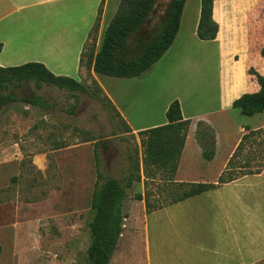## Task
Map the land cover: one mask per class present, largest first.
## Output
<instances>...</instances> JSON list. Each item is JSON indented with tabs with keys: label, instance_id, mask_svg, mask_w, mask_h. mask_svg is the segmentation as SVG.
Returning <instances> with one entry per match:
<instances>
[{
	"label": "crops",
	"instance_id": "0c3cea01",
	"mask_svg": "<svg viewBox=\"0 0 264 264\" xmlns=\"http://www.w3.org/2000/svg\"><path fill=\"white\" fill-rule=\"evenodd\" d=\"M119 2L0 0V68L39 63L54 76L80 82V57L98 13L102 32ZM218 5L223 10L217 14ZM199 16L200 0H185L173 44L142 76L118 79L92 72V79L128 132L137 137L140 131L166 125V110L178 100L182 118L191 124L175 183L216 185L244 133L242 127H248L232 121L238 111L231 105L241 95L258 91L255 77L248 74L250 69L264 76L260 53L246 52V45L264 41V4L257 0L215 1L212 19L218 33L214 41L197 38ZM195 46L203 48L194 56L204 73L213 71V47L219 56V80L212 99L201 92L200 97L191 94L187 100L178 94L162 100L164 91L187 74V59ZM204 83L209 89L208 82ZM199 121L214 131L216 147L211 161L203 159L196 140ZM233 131L236 134L231 140L228 134ZM184 168L199 173L198 182L182 178ZM209 169L213 170L211 178L202 175ZM139 185L137 194L143 196V180ZM123 214L122 232L109 264L112 260L113 264H264V169L150 212L143 200L126 198Z\"/></svg>",
	"mask_w": 264,
	"mask_h": 264
},
{
	"label": "rangeland",
	"instance_id": "374dc122",
	"mask_svg": "<svg viewBox=\"0 0 264 264\" xmlns=\"http://www.w3.org/2000/svg\"><path fill=\"white\" fill-rule=\"evenodd\" d=\"M257 1L264 4V0ZM168 4L169 0H157L155 12L143 28L145 42L159 30ZM222 10L218 5L217 14ZM100 23L101 18L89 37L81 68L80 82L90 91L95 86L85 62L99 48L107 27L101 32ZM129 44L133 45V41ZM246 46V52L260 53L264 41ZM201 51V47L191 49L187 74L164 91L162 100L175 94L187 100L191 94L198 93L200 97L201 92L212 99L219 80V56L213 47V71L204 73L194 56ZM234 57L237 61L239 56ZM203 82H208L209 89ZM5 93L15 101L0 111V264H85L96 171L105 178L122 181L135 157L140 158L139 138L128 132L115 108L100 99L46 84L36 87L33 82L0 92ZM26 98H38L39 104L26 103ZM234 113L235 124H248L251 130H259L256 142L243 150L240 162L250 158L264 160V115L250 119ZM233 134L236 131L230 132L228 138L232 140ZM198 174L184 168L181 177L198 182ZM202 175L211 178L213 170ZM141 176V181L127 190L129 200L139 193V184L144 180L142 172ZM147 177L146 195L153 208L181 195L176 184L166 182L167 178L158 171L151 169ZM224 177H230V172ZM172 181L175 183L174 178Z\"/></svg>",
	"mask_w": 264,
	"mask_h": 264
},
{
	"label": "trees",
	"instance_id": "16d2710c",
	"mask_svg": "<svg viewBox=\"0 0 264 264\" xmlns=\"http://www.w3.org/2000/svg\"><path fill=\"white\" fill-rule=\"evenodd\" d=\"M215 1L218 0H200V16L196 36L201 41H214L216 39L218 25L212 19V8ZM156 3L157 0H120L113 18L102 34L97 52L94 54L91 52L86 58V69L101 76L118 79L137 78L149 71L173 44L179 30L185 0H169L165 18L159 30L145 42L142 35L143 28L149 21ZM99 19L100 11L91 33L96 28ZM130 41H133V45L129 44ZM86 45L87 43L80 57L81 68L85 60ZM1 50L2 45L0 44V52ZM260 54L264 58V49L260 51ZM248 74L255 77L259 86L258 91L241 95L232 103L231 107L233 110H237L241 116L251 118L259 114L264 115V76L254 73L252 69L248 71ZM30 82H33L36 87L46 84L71 94H85L112 105L94 80L92 84L95 88L90 91L88 87L74 79L54 76L39 63L0 68V92L8 91L10 87L18 84ZM14 101L15 99L11 94H0V111ZM25 102L37 105L39 99L26 98ZM165 117L166 125L137 133L142 152L140 158L135 157L122 181L112 177L105 178L97 169V183L90 202L93 217L89 224L90 244L86 251L85 264H109L122 232L125 218L123 206L127 197V190L132 187L133 183L141 181V172L144 177L145 192L143 196L141 194L134 195L133 199L143 200L146 211L150 212L208 192L240 177L260 174L264 169V160L256 159L253 161L250 158L240 162L243 150L256 142L259 132V130H251L245 126L242 127L244 133L216 185L173 183L172 179L175 176L191 122L182 118L178 100H174L168 106ZM196 126L195 136L202 151V157L206 161H211L215 155L216 147L214 131L201 121ZM95 163L97 167L96 155ZM151 169L158 171L161 176L164 175L168 180L166 182L176 184L181 195L175 201L162 204L158 208H153L150 205L146 195V179H148L147 176L151 173ZM229 172L230 177L225 178L224 174Z\"/></svg>",
	"mask_w": 264,
	"mask_h": 264
}]
</instances>
